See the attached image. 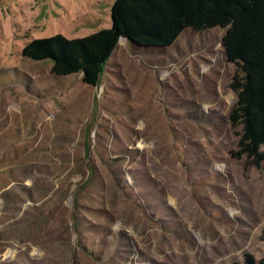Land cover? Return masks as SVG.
Here are the masks:
<instances>
[{
	"label": "rangeland",
	"instance_id": "rangeland-1",
	"mask_svg": "<svg viewBox=\"0 0 264 264\" xmlns=\"http://www.w3.org/2000/svg\"><path fill=\"white\" fill-rule=\"evenodd\" d=\"M112 3L0 0V264L259 260L264 161L234 155L224 29L119 39L96 86L22 55L109 27Z\"/></svg>",
	"mask_w": 264,
	"mask_h": 264
},
{
	"label": "trees",
	"instance_id": "trees-1",
	"mask_svg": "<svg viewBox=\"0 0 264 264\" xmlns=\"http://www.w3.org/2000/svg\"><path fill=\"white\" fill-rule=\"evenodd\" d=\"M110 25L92 34L65 38L61 33L29 40L22 55L50 61L56 76L81 74L99 84L105 64L119 39L148 49H164L183 31L225 30L221 43L236 65L230 87L236 93L229 119L241 127L236 157L254 166L264 161V0H113ZM241 264H264L245 256Z\"/></svg>",
	"mask_w": 264,
	"mask_h": 264
}]
</instances>
